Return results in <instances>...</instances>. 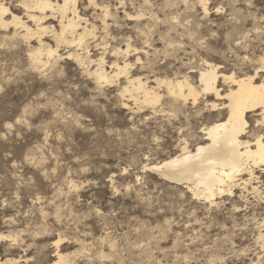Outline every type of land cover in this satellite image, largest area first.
Returning a JSON list of instances; mask_svg holds the SVG:
<instances>
[{
    "label": "rangeland",
    "instance_id": "obj_1",
    "mask_svg": "<svg viewBox=\"0 0 264 264\" xmlns=\"http://www.w3.org/2000/svg\"><path fill=\"white\" fill-rule=\"evenodd\" d=\"M0 1L26 18L19 0ZM182 1L98 0L110 12L104 26L101 10L78 0L79 13L97 28L95 37L87 40L90 57L105 51L109 71L116 59L113 47L124 49L131 37L133 45L146 48L151 62L141 55L145 66L136 64L132 73L147 77L150 86L154 77L175 78L177 73L188 74L198 85L203 59L220 64L225 73L244 72L236 55L260 51L262 35L255 30L264 25V0H252V5L247 0H212L207 16L196 0ZM139 11L144 16L137 21ZM52 19L47 24L58 29L57 17ZM9 26L0 28V237H7L0 239V263L18 258L17 264H51L60 237L59 248L72 264H262L264 246L257 237L264 232V225L259 226L264 204L254 198L251 187L244 194L247 206L237 189L234 197L224 194L210 205L192 197L183 183L143 167L178 153L185 139L191 149L203 141L204 124L226 117L225 109L209 108L210 101L220 100L200 95L195 104L189 100L175 110L160 87L161 101L139 108L119 96L124 78L97 87L84 68L65 55L76 47L60 45V59L47 62L43 57L33 67L29 50L37 38L22 37L20 28L16 38L15 27ZM48 35L43 40L55 47ZM172 49L177 52L170 54ZM219 85L222 92L229 87ZM260 118L248 113L249 139Z\"/></svg>",
    "mask_w": 264,
    "mask_h": 264
},
{
    "label": "bare ground",
    "instance_id": "obj_2",
    "mask_svg": "<svg viewBox=\"0 0 264 264\" xmlns=\"http://www.w3.org/2000/svg\"><path fill=\"white\" fill-rule=\"evenodd\" d=\"M19 1H20V4L22 5L23 9L25 10L26 16H24V17H26L27 20H24L26 18L22 19L18 13H17L18 14L17 15L16 13L11 12L10 8L7 6L8 4L6 5L5 3H2V1H0V28H7L9 25H12V27L13 26L15 27L12 35L16 36V38H17V35L20 34L19 32H16L17 28H20L21 32L23 31L21 36L24 38H26V39H31L33 37L37 38L36 46L31 47V49L29 50L30 51L29 57L31 59V61H29V62H32L31 64L33 65V67H37L39 63L41 64L43 57L46 58L47 62L50 59H52V60L60 59L62 57L61 56L62 54L61 53L59 54V52H58V48L60 45H64L66 47H76V50H80L81 52H77L76 50H72L71 52L69 51V53L65 54V55L74 59V61L77 64H79L81 67H83L84 71L89 76H91V78L94 80L97 87L98 86L103 87L106 85H112L115 82L117 83V81H119L120 78H124V84H122V86L120 87L119 92H118L119 96H121L122 98H127V100L130 102L132 101L133 104H135L136 106L138 105L139 108L142 107L143 105H155V104L159 103L163 97L162 93H160L158 90V88H160V87L164 88V90H165L164 92L170 98L171 104L175 107V110L180 109V107L182 105L186 104L187 101H189V100H191L192 104H195L196 101L198 100V97H200V95H203V96L210 95V96H213L215 99L220 100L221 102L210 101L209 102V106H210L209 108H211L212 111H218L221 109H225L226 110V117L222 120H220V118L218 120H215V121L213 120V122H211L207 125L204 124V126L201 128V132H203L202 137H204L203 141L201 140V142L197 143L194 146V148L191 149V148H189L187 141L185 139L184 143L181 145L178 153H175L174 155H172L170 157L167 156L168 158H164L162 161H159L157 163L150 164V165L145 164L143 167L144 168L150 167L151 171L154 170L156 172V174L158 173L160 176L168 178L169 181L172 180L173 183L174 182L183 183L184 187L191 193L192 197L198 198L201 201L203 200L204 202L209 203L210 205L216 204L217 203L216 199L218 197L224 195V194L227 196H230V197H234L235 196V190L237 189L241 193L242 198L245 199L244 205L247 206V204L249 202L246 198V195H244V194H245V192H248V187H251L253 194L255 193L254 198H256L257 201H261L264 204V191H263L264 189L261 190V187H264V172H262L256 168L250 167V164L255 160L257 154L260 153L261 151H264V144L259 142L261 133H258L255 130H253L252 133H250V136H252L251 139H249L247 137V134L249 133V131H247V128L250 127L248 119H247L248 113L255 112L257 115L261 116L260 119H257L255 121V126L257 128L261 124V122H264V106H261L262 104H264V100H262L260 98V95L258 92L252 91L253 87L259 88V85L255 84L254 81H253V84L250 85L245 80V76H248V75L254 76L255 73L244 74L241 76H237L234 73H225V72L220 70L222 67L220 64H216L215 62L203 59L202 63L204 64V66L202 68H199L198 72H197V81L196 82H198L197 83L198 85H196L195 82H192V80L190 79V76L188 74H182L181 75V73H177V74H180V76H177V77L174 76L175 78L154 77V79L152 81L155 83V85L150 86L148 84V78L147 77L142 78L143 76L142 77L139 76L140 74L137 73L138 75H134L132 73L135 70L134 68H135L136 64H140L141 67L145 66V62L143 61V58L141 57V55L145 56V60L148 62L147 64H150L151 62H149L150 59L148 60L149 56H148V51L145 50L146 48L137 47V46L133 45L130 42L131 37H128L127 42L125 41L126 47L124 49L119 47V46L113 47L112 56H115L116 59L115 60L112 59L111 63L109 62L110 63L109 67L111 68V70H109V71L105 67L106 66V59L104 57L105 51L102 52L98 58H96L97 57L96 56L95 57L96 59H92L90 57L89 54H90L91 50H90V52L88 50V47L90 44H88L89 42L87 43V40L89 38L95 37V29H97V28H96L95 24H93V23L89 24L87 19L84 18L79 13L78 0H55V1L54 0H47V2H45V0H19ZM184 1L185 0H183L182 2L184 4H186ZM196 1H197V4H200V0H196ZM119 3L123 5L122 1H119ZM114 4H115V0H114ZM130 5H132V4H130ZM102 7L104 8V10H101V14H100L101 22L104 26H107L108 22H106V18L110 15L109 8H108V5H102ZM5 8L7 9V12L4 11ZM146 9H145V11H146ZM201 9H202V12L204 14L203 7H201ZM233 10H234V8L232 9V11ZM6 15H10L9 16L10 18L7 19L8 17L6 18ZM133 15H130L129 13L126 14V16H128V17H132ZM143 16H144V13L142 11L136 12V14L134 15V17L137 21L141 20L143 18ZM169 16H170V14H169ZM204 16H205V14H204ZM54 17H57L58 29H56L50 23L47 24V21H49L50 19H52ZM155 17H158V16H155ZM248 17H249V15H248ZM185 19H188V18L186 17ZM172 20H175V19L172 18ZM28 21L32 22V24L31 25L28 24L27 23ZM52 21H53V19H52ZM128 22H130V21H128ZM148 23H149V21H148ZM251 24H252V22H251ZM251 28L254 29L252 26H251ZM255 29H256V27H255ZM142 30H141V34H145L146 31L144 32ZM117 31H116V33H117ZM170 31H171V29H170ZM194 31L196 33V30H194ZM188 32H189V30H188ZM11 33H12V31H11ZM246 33H247V31H246ZM8 34H9V32H8ZM46 34H49L51 39L54 40L53 43H55V47L50 45L49 44L50 42L48 43L47 38H46L47 42L44 41L45 39L43 40V38L45 37ZM96 35H98V33ZM162 35L160 34V36H162ZM100 40H102V39H100ZM124 40H123V42H124ZM126 40H127V38H126ZM29 41H32V40H29ZM193 41L194 40H192V42ZM236 41H238L237 38H236L235 42ZM25 42H26V40H25ZM94 42H96V41H94ZM119 42H120V40H119ZM241 42H243V40ZM145 43H147V36H146ZM168 44H171V42H169ZM96 45H100V44L97 43ZM29 46H30V44H29ZM98 47H96V48H98ZM182 49L183 48H181V50ZM103 50H105V49L103 48ZM193 51H195V50H193ZM163 52H165V51H163ZM176 52L177 51L173 52V49H172L170 54H172V53L175 54ZM185 52H187V51H185ZM152 55H154V54L152 53ZM167 55H168V52H167ZM167 55L165 57H169ZM119 56H122L121 62L118 61ZM130 57H133V60H131ZM236 57H237V55H236ZM173 58H175V56ZM175 59H177V57ZM66 60H68V59H66ZM47 62H46V64H47ZM171 64L172 63L170 62V65ZM192 64H195V61L192 62ZM161 65H162V62H161ZM184 66H186V65H184ZM148 67H150V66H148ZM191 67H193V66H191ZM36 70H37V68H36ZM186 73H187V71H186ZM219 82L229 84V87L225 92H222V89H221L222 86L220 87ZM261 83H264V80H261ZM242 95H243V102L239 106H234V99L233 98L239 97ZM127 103L125 102L124 105L128 107ZM206 103H207V101H206ZM203 107H205V106H203ZM131 110H132V108H131ZM172 110H174V109H172ZM154 112L156 113L155 110H154ZM169 113H171V112H169ZM202 124H203V122H202ZM178 129L180 130V128H178ZM175 149H178V148H175ZM253 178H255V182H253ZM222 192H223V194H221ZM254 203H257V202L255 201ZM227 205L228 204H226V206ZM252 205L253 204H251V206ZM255 205H253V207ZM223 207L225 208V206H223ZM236 207H239V206H236ZM226 209L228 211V208H226ZM240 210L242 211V209H240ZM244 215H246V214H244ZM259 221H260V219H259ZM258 224H259V222H258ZM263 225H264V218L262 219L261 225H259V226L263 227ZM17 232H19V231H17ZM10 236H12V235H10ZM257 238L262 242V244L264 246V232H262V229H261V231H259ZM16 240H17L16 238H12L10 241L13 243ZM60 242H61L60 237H58V239L54 242V244L56 245L57 248H56L55 253L53 255L54 261L51 264H72V263H70L69 256L64 254L63 252H61V250L59 248ZM12 243H11V246H12ZM26 260H27V258H26ZM4 261H5V259H4ZM6 261L10 262V264H17L18 258H17V261L11 260V259H6ZM6 261L5 262L2 261L3 263H0V264H6Z\"/></svg>",
    "mask_w": 264,
    "mask_h": 264
},
{
    "label": "snow or ice",
    "instance_id": "obj_3",
    "mask_svg": "<svg viewBox=\"0 0 264 264\" xmlns=\"http://www.w3.org/2000/svg\"><path fill=\"white\" fill-rule=\"evenodd\" d=\"M47 2V0H45ZM89 8H97L99 10H104L102 5L98 2V0H85ZM187 0H185V3ZM249 5H252V0H247ZM199 6L203 7L205 16L209 15L211 9L214 7V4L212 3V0H200ZM5 12H7V9H4ZM215 11L217 13L221 12V8H215ZM257 32L261 33L262 35V44L261 49L258 53L253 54L250 51L247 54H242L240 56H237L236 60L238 64H241V66L244 69V72H247L249 74L255 73V75H248L245 76V80L248 84H253V81L255 84L259 85V88L253 87V92H258L260 95V98L264 100V83H261V80H264V25H262L260 28L256 29ZM240 43V42H238ZM235 75H244V72H241L239 69H233L232 70ZM234 106H239L243 102V95L239 97H234ZM261 106H264L262 104ZM17 124L20 123V121H16ZM7 127L11 129L13 127L12 124H8ZM258 133H261L260 135V141L262 144H264V122H261V124L256 129ZM155 142V141H154ZM250 167L256 168L262 172H264V151H261L257 154L255 160L250 164ZM127 172V169H125ZM111 179V177H110ZM137 182H139V178H137ZM253 182H255V178H253ZM223 194V192L221 193ZM236 211H239V209H236ZM0 239H7V237H0ZM241 255H244V253H241ZM262 264H264V261H262Z\"/></svg>",
    "mask_w": 264,
    "mask_h": 264
}]
</instances>
